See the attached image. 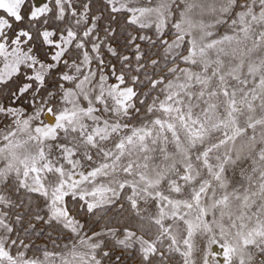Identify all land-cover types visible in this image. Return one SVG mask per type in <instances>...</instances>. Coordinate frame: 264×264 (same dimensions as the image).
Masks as SVG:
<instances>
[{
	"label": "snow or ice",
	"instance_id": "6c2138e0",
	"mask_svg": "<svg viewBox=\"0 0 264 264\" xmlns=\"http://www.w3.org/2000/svg\"><path fill=\"white\" fill-rule=\"evenodd\" d=\"M0 264H264V0H0Z\"/></svg>",
	"mask_w": 264,
	"mask_h": 264
}]
</instances>
